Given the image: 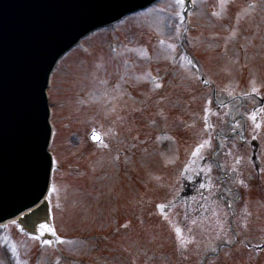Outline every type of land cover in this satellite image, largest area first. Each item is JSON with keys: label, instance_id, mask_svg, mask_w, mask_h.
I'll return each instance as SVG.
<instances>
[{"label": "rangeland", "instance_id": "rangeland-1", "mask_svg": "<svg viewBox=\"0 0 264 264\" xmlns=\"http://www.w3.org/2000/svg\"><path fill=\"white\" fill-rule=\"evenodd\" d=\"M199 1L201 6L196 17L199 15L203 19L207 11L202 0ZM247 1L250 3L252 0ZM253 3V11H256L253 12V16L257 18L251 23L252 34L242 36V40L231 42L228 53L233 59L240 61L237 65L246 64L247 61L248 64L254 61L258 65L259 61H263L256 77H264V0H256ZM241 12L237 11L235 16ZM231 17L232 13L229 14V27L232 25ZM165 22L161 25L160 37L165 34V39L173 40L171 38H174L172 36L174 22L172 20ZM206 26L203 31H207L208 34L198 38L202 46L212 43L208 35L217 32L227 35L229 30V27L221 28L209 21ZM240 27L245 29L246 24ZM99 36H96L97 40L94 41L100 40L103 47L106 35L101 38ZM193 37L196 42V36ZM131 40L125 43L133 50L140 52L144 49L145 46ZM94 41H87L92 47L90 52L86 54L75 52L64 62L57 75L58 81L62 80L57 81V86L55 85L52 90L53 106L57 115L55 122L58 128L53 148L57 165L54 192L58 193L57 201H60L63 209V213L56 218L57 230L62 236L77 237V245L74 248L66 246L64 248V238L56 242L55 248L59 254L62 257L67 255L72 259L91 262L87 264H264V254L256 258L249 250L230 253L228 249L223 250L218 260L214 258L218 253V247H215L220 243L216 241L215 247L212 245L208 246L210 248L207 247L213 237L217 240L223 238L227 244L234 246L235 236L230 231V220L233 218L247 223L246 235L248 245H251L250 250L264 244V179L259 184L262 190H258L255 174L245 180L250 181H247L249 190L243 187V190L238 191L232 184L233 175L221 183V179L227 175V172L223 173L219 183L226 189L227 194L220 198L219 207L216 208L217 219H210L205 226L207 231L196 235V244L187 253L177 252V243L171 230L173 228L171 224L177 222L173 215L164 218L166 222L161 221L156 215L158 203L170 204L180 195L182 162L188 158V153L202 136L203 129L199 127L201 112L204 104L214 95L212 89L209 87L204 90L200 86V78L195 74L183 72L180 74L176 70L174 72L169 70V73L167 71L168 79L165 81L168 85L167 93L159 94L144 86L141 88L140 84L146 83L148 77L150 79V73L146 71L147 64L126 65V61L133 59V54L129 55L133 52L132 49L128 54L111 60L108 52L96 51L99 44H95ZM214 46L220 47L216 44ZM157 54V51L153 50L154 58ZM203 54L213 55L211 51L200 53L201 56ZM203 57L205 61L201 62V65L208 74L207 69L211 64L206 61L205 56ZM147 58L145 55L140 59L147 62ZM170 58L176 59L178 56L172 55ZM243 58L247 61H241ZM154 60L157 65L167 64L169 58L161 55ZM110 62L115 70L123 66L129 73L132 71L134 78L131 81L133 88H130L133 89L132 94L129 95L125 88L119 90V85L111 81ZM228 63V66L232 65L231 61ZM228 66L220 74L217 73L218 77L213 80L215 84L219 83V77L221 86L230 82L228 81L232 79L230 69L233 67ZM208 76L210 77L209 74ZM121 79L128 80L131 77L127 74ZM136 79L139 82L138 86L134 85ZM253 81L255 84L263 82L258 78ZM232 87L231 89L235 88ZM161 96L166 99L165 102L159 99ZM231 107L233 108L234 104ZM232 111L229 110V114ZM223 115H219L221 119L228 118L226 123L220 125L223 130L221 139L229 140L226 138L242 132L243 121L241 117L238 118L237 113L233 117L227 115L223 118ZM166 116L172 123L170 126L164 121ZM166 125L175 136L174 143L168 142L169 134L163 133L169 131V127L166 130ZM94 130L103 134L104 145L106 147L113 145L115 151L103 150L96 153V147L89 141V135ZM230 141L234 143L238 139L233 138ZM228 147L231 148L229 145ZM122 149L124 151L120 152ZM216 149L227 151L224 143L217 145ZM228 160L231 162L233 159H225L221 164L225 166L231 164ZM61 172L64 175L58 177ZM199 200L201 199L193 200L190 209L193 208V204L197 205ZM182 204L180 202V208ZM45 232L47 234L42 235L49 236L40 238L45 243L41 261L42 264H53L58 254L46 244L56 239L55 231L53 233L50 228ZM5 233L6 231L1 234ZM96 237L98 241H93ZM84 238H90L92 241H84ZM16 241L18 242L16 253L24 258L32 254L26 258V262L38 264L39 257L33 254L36 244L22 237ZM237 249L240 248H235ZM0 254L3 259L0 264H10L8 260L10 253L7 249H3ZM27 263L20 260L16 264ZM67 264L74 263L68 261Z\"/></svg>", "mask_w": 264, "mask_h": 264}, {"label": "water", "instance_id": "water-1", "mask_svg": "<svg viewBox=\"0 0 264 264\" xmlns=\"http://www.w3.org/2000/svg\"><path fill=\"white\" fill-rule=\"evenodd\" d=\"M97 1L103 0H94V2ZM19 2L20 0H2L0 2V12L7 11V13L11 12L16 16L17 10L13 7L22 5L25 8L24 14L33 18L31 25L37 27L41 32L42 36L38 33L40 35L38 38L42 42L43 39L45 40L44 36L50 39L52 28L50 13L46 9L50 3H53L50 0H23V4L20 5ZM59 3L62 5L63 11L58 14L62 15V18H64L66 10L70 8H72L70 12L77 14L84 11L85 14L83 15H85L86 23L83 31L87 32L97 24L94 21L98 20L95 17L96 13L93 15L90 12V7H94L95 4L90 5L88 0H58V6L60 7ZM95 7L101 9L97 5ZM22 24L21 28L25 29L31 38L28 42L23 41L24 39L21 38L16 39L11 33H3V40L0 39V42H3L0 58V141H2V148L0 149L4 148L6 150V147H9L8 142L12 141L15 129L19 132L17 137L19 141L23 140L24 149L21 152H10L14 159V162L10 163L11 168H19L23 176L21 178L22 183L19 186L7 182L8 178L2 174V165L5 163V158H10L4 152L0 154V188L5 187V189L1 188L2 190H0V212L8 206L13 210L11 212L13 214H17L37 202V199H35L25 204L24 200L31 197L33 193L36 195L39 193L36 187L40 175L43 176L44 174L45 183L49 179L51 164L50 157L46 153L50 138L49 112L45 94L47 75L52 68V62L57 56L69 45L74 44L82 34L73 32L60 34V45L58 47L53 46V54H51L53 57L48 59L50 62L45 65L41 64L40 70H37V67L33 68L32 65L36 66L33 63L36 53L33 43H36L38 38H35L36 32L28 26V23ZM45 43V45L41 44L39 48L48 50L52 47L50 40L45 41ZM13 45L23 46L19 48L20 51H23L22 63H19L16 59L20 55L19 53H15V55L7 53L10 55L6 54V60L2 59L4 51ZM37 54L43 55L44 52H37ZM20 186L23 187L24 191ZM42 196V193H39L37 198L41 199Z\"/></svg>", "mask_w": 264, "mask_h": 264}, {"label": "trees", "instance_id": "trees-1", "mask_svg": "<svg viewBox=\"0 0 264 264\" xmlns=\"http://www.w3.org/2000/svg\"><path fill=\"white\" fill-rule=\"evenodd\" d=\"M255 147H256V144L254 143V148ZM257 149H256L257 152H259V148ZM197 155L198 154L196 152V154L194 155V159H193L194 162L192 165H190L189 169L187 170L188 179H186V183H187L186 188L191 192L193 191L192 189L194 188L196 190H199L200 193H203V195H206L212 186V182L210 178V169L205 166L206 160L205 162L203 160L201 161V159H199V156L197 157ZM200 180L202 181L201 183H200ZM215 207H216V203H211L210 209H213ZM199 217H200V213H197V215L194 217V220L199 219ZM180 237L181 236L179 235V239ZM182 242H186V240Z\"/></svg>", "mask_w": 264, "mask_h": 264}, {"label": "snow or ice", "instance_id": "snow-or-ice-1", "mask_svg": "<svg viewBox=\"0 0 264 264\" xmlns=\"http://www.w3.org/2000/svg\"><path fill=\"white\" fill-rule=\"evenodd\" d=\"M178 2H179V3H183L184 0H178ZM253 119H255V117H253ZM257 127H259V125H257ZM94 138L97 139V140L100 139L99 136H96V137H94ZM201 147H203V145H201ZM197 154H198V152H197ZM176 231H177L178 235L181 236V239H183V233H182V230L179 229V228H177Z\"/></svg>", "mask_w": 264, "mask_h": 264}, {"label": "bare ground", "instance_id": "bare-ground-1", "mask_svg": "<svg viewBox=\"0 0 264 264\" xmlns=\"http://www.w3.org/2000/svg\"><path fill=\"white\" fill-rule=\"evenodd\" d=\"M27 215H28V212L25 213L24 215L19 216V217L17 218V220H18V219H22L23 217H25V216H27Z\"/></svg>", "mask_w": 264, "mask_h": 264}]
</instances>
